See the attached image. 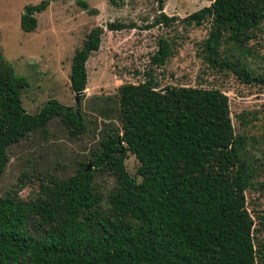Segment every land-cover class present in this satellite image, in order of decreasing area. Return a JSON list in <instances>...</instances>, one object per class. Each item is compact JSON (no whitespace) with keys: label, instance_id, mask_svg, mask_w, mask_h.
I'll use <instances>...</instances> for the list:
<instances>
[{"label":"trees","instance_id":"16d2710c","mask_svg":"<svg viewBox=\"0 0 264 264\" xmlns=\"http://www.w3.org/2000/svg\"><path fill=\"white\" fill-rule=\"evenodd\" d=\"M208 1L180 19L163 11L164 0H155L158 15L145 28L206 21L207 35L198 44L205 66L264 87V57L251 43L264 27V0ZM45 6L43 0L25 6L20 29L32 31L33 12ZM132 26L105 24L112 31ZM102 33L91 27L71 56L67 80L70 91L80 93L77 105L48 98L26 112L20 99L26 81L0 54V175L9 148L35 135L45 140L51 122L67 139L98 135L71 173L23 171L15 188L0 195V264L264 263V211L254 225L246 209V192H264V152L249 132L257 116L239 114L235 130L219 88L160 87L147 69L143 80L119 85L112 99L91 97L90 111L117 124L89 127L82 107L85 63ZM173 45L172 37L159 36L150 64L162 66ZM127 153L136 161L133 174L124 164ZM97 171L114 180L104 198L93 183ZM27 186L30 192L19 195Z\"/></svg>","mask_w":264,"mask_h":264},{"label":"rangeland","instance_id":"374dc122","mask_svg":"<svg viewBox=\"0 0 264 264\" xmlns=\"http://www.w3.org/2000/svg\"><path fill=\"white\" fill-rule=\"evenodd\" d=\"M40 1L0 0V54L11 65L14 74L26 81L20 95L26 112L36 111L48 98L66 105L75 104L67 80L71 56L86 32L98 25L103 29L99 47L85 63L86 88L82 107L87 112L89 127H98L102 121L117 124L114 117H98L90 111L91 97L101 95L112 99L119 85L143 80L144 73L150 69L160 87L181 84L219 88L227 96L235 130L239 127V114L245 112L257 116L251 120L253 126L249 132L261 141L255 145L264 152V87L244 83L227 69L205 66L198 44L207 35L208 22L195 27L175 21L171 28L161 25L145 28L152 25L158 15L155 0H115V4L109 0H80L86 3L85 8L79 0H43L46 6L33 12L35 28L30 32L21 30L19 18L26 10L25 6ZM208 3V0H164L163 10L181 19ZM111 21L132 22L133 26L118 31L107 30L105 24ZM257 35L251 43L264 57V27ZM159 36L172 37L174 45L172 56L162 66L155 67L150 64L149 56L154 52ZM48 129L45 140L35 135L9 148V159L0 175V195L11 189L23 171L56 176L71 173L73 162L81 157L85 159L98 140L97 133L67 139L52 122ZM52 159L59 166L55 170ZM124 164L129 174H133L136 165L133 155L127 153ZM93 183L104 198L114 180L107 172L97 171ZM27 192H30L28 186L18 194L24 196ZM263 195L264 192H246V209L254 225L255 215L264 211Z\"/></svg>","mask_w":264,"mask_h":264},{"label":"water","instance_id":"95a60500","mask_svg":"<svg viewBox=\"0 0 264 264\" xmlns=\"http://www.w3.org/2000/svg\"><path fill=\"white\" fill-rule=\"evenodd\" d=\"M24 13H27V10H25ZM79 95H80V93H77V94L74 95L75 105H77V103H78V97H79ZM118 142H119V140H118Z\"/></svg>","mask_w":264,"mask_h":264},{"label":"crops","instance_id":"0c3cea01","mask_svg":"<svg viewBox=\"0 0 264 264\" xmlns=\"http://www.w3.org/2000/svg\"><path fill=\"white\" fill-rule=\"evenodd\" d=\"M164 11V10H163Z\"/></svg>","mask_w":264,"mask_h":264}]
</instances>
